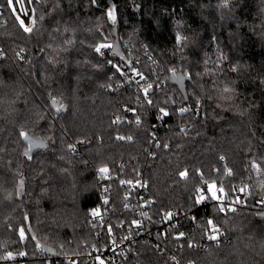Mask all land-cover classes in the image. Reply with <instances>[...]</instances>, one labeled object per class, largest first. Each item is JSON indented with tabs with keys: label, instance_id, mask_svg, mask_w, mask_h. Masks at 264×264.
Instances as JSON below:
<instances>
[{
	"label": "trees",
	"instance_id": "1",
	"mask_svg": "<svg viewBox=\"0 0 264 264\" xmlns=\"http://www.w3.org/2000/svg\"><path fill=\"white\" fill-rule=\"evenodd\" d=\"M34 17L25 29L6 7L0 20V258L24 250L26 264H46L37 237L91 264L86 251L105 239L90 210L101 201L97 171L108 166L117 174L108 183L113 221L131 218L123 180L146 181L136 195L151 201L152 216L195 209L205 182L246 185L239 213L198 209L215 212L229 242L190 248L187 258L264 264L254 204L264 194V0H35ZM52 100L66 112L57 115ZM161 107L170 112L163 120Z\"/></svg>",
	"mask_w": 264,
	"mask_h": 264
},
{
	"label": "built area",
	"instance_id": "2",
	"mask_svg": "<svg viewBox=\"0 0 264 264\" xmlns=\"http://www.w3.org/2000/svg\"><path fill=\"white\" fill-rule=\"evenodd\" d=\"M6 7L9 8L13 16L21 22L25 29L31 27L33 18H35L33 0H13V6L10 0H0V20L4 19L6 15ZM23 19L26 20V24ZM113 120L114 122L117 121V116H113ZM97 174L98 183L101 185L99 191L101 201L91 208L90 213L97 209L100 210L102 218L91 216L92 221L95 222L94 224L98 228V236L104 237L105 243L100 249L95 247L86 251L85 257L88 258L91 264H99L97 257L102 259L105 264H129L134 256L140 257L141 261L138 264H195L187 258V251L190 248L205 251L229 242L226 233L216 225L215 212L210 211V214L200 215L201 212L198 209L206 208L209 204L217 207L220 213L237 214L247 206L250 197V190L246 185L235 184L231 188H227L225 184L206 182L203 184L202 189L207 186L210 192V185L215 186V191L210 192L211 195L208 200L204 204L198 205L196 204V200L199 198L197 195L195 197V209L167 210L176 214L172 222L168 223L163 219V215L167 211L159 216H152L149 206L144 207L146 202L143 201V198L136 195V193H142L146 190V187L134 186L137 181L141 185H146V181L139 176L137 179H132L133 185L122 184L128 189L127 199H123V206L128 205V208L124 207V209L131 214V218L127 217L120 221H113L118 209L110 196L111 189L108 183L111 180H116L117 176L109 172L107 177L103 178L100 176L99 171H97ZM217 193L220 195L219 201L216 200ZM105 199L109 201L108 204L103 203ZM254 204L258 213L264 212V194L255 197ZM141 212H147L148 217L151 219L143 217ZM132 219L141 221V228H134L130 223ZM209 219L214 222V226L219 230L218 233H215L218 236L217 240L208 238L211 235ZM108 224L117 226L111 236L105 228V225ZM121 224L124 226L119 227ZM179 233H184L185 236L175 239ZM125 237H128V239H125ZM113 240H115V243H113ZM190 244L192 247H189ZM40 252L46 255L42 250ZM152 252H157V255ZM140 253H142L141 256ZM46 261V264H79L81 257L77 255H59L57 257L46 255Z\"/></svg>",
	"mask_w": 264,
	"mask_h": 264
},
{
	"label": "snow or ice",
	"instance_id": "3",
	"mask_svg": "<svg viewBox=\"0 0 264 264\" xmlns=\"http://www.w3.org/2000/svg\"><path fill=\"white\" fill-rule=\"evenodd\" d=\"M10 2L12 3V6H13V0H10ZM33 2H35V0H33ZM93 3H95V0H93ZM107 15L109 16V18L112 20L113 23L116 22L117 17H116V10H115L114 7H111L108 10ZM24 22L26 24V20H24ZM176 39H177V43H179V41H180L179 34H177ZM96 51L99 53L101 51V49L100 48H97ZM20 58L23 59V56H21ZM114 67H115L116 73L119 74L121 77H123L125 75V72L119 66L114 65ZM136 75L137 76H141V79H143V77H142V75L140 73L137 72ZM139 82H140V80L137 81V83H139ZM109 89H112V87L109 86ZM142 91L145 94V96H147L149 94V92H150V89H142ZM148 103L151 104L152 101L151 100H148ZM62 108L63 107L61 106V109ZM58 111H59V109H58ZM187 111H189L188 108H182L180 110L181 114H184ZM157 112L159 113V115H158L157 118L160 119V120H163L164 117H167V116L170 115V112L166 108H164V107H161V108L157 109ZM119 122H120L119 120L116 121V123H119ZM136 124L137 125L140 124L139 118H137ZM181 131H183V130H181ZM117 139H119V140H125L126 138L124 136H119V137H117ZM127 140L128 141H131L132 140V137L131 136H128L127 137ZM164 147L167 148L168 145H164ZM69 149L71 151H73V152L76 151V149H75V147L73 145H69ZM221 159H223V157H221ZM98 171L100 173V176L103 177V178H105L109 174V167L108 166L101 167V168L98 169ZM229 174H231V173H229ZM179 176L182 177V178H187L188 172L187 171H181V172H179ZM124 183H127L129 185H133V181H127V182L122 181L121 182V184H124ZM134 186L135 187H146V185H141L139 181H137ZM206 193H207V195H206ZM197 195H198L199 198L196 200V204L200 205V204H204L208 200V197L211 195V193L208 191L207 186H206V188L199 189L197 191ZM125 199H127V197H125ZM216 200L217 201L220 200L219 193H217V195H216ZM103 203L104 204H108L109 201L107 199H105L103 201ZM150 204H151V201H148V202H146L144 204V207H148ZM124 207L125 208H128V205L125 204ZM141 213H142V216L145 217L146 219H149V220L151 219L150 217H148V213L147 212H141ZM141 213H140V215H141ZM91 215L93 217H96V218H102L101 217V212L98 209L97 210H94L91 213ZM175 215H176L175 213H173L171 211H167V212L164 213L163 219L166 222L171 223L172 220L174 219ZM130 223L136 229H139L142 226L141 221L136 220V219H132L130 221ZM208 223H209L210 232H211V235L208 238L211 239V240H217L218 239V236L215 233H218L219 232L218 228H216L214 226V222L211 219H209ZM123 226H124L123 224L119 225V227H123ZM115 227H117V226L116 225H111V224L105 225L106 231L109 234V236H111L113 234V231H114V228ZM21 232L23 233L24 239L26 240V232H24L23 229L21 230ZM162 235H164V234H162ZM184 236H185L184 233H179V235L175 239H180L181 237H184ZM125 239H128V237H125ZM113 243H115V240H113ZM189 247H192V245L190 244ZM20 255L21 256H26L27 253H20ZM15 258H16V254L15 253H12V252H9L3 258H0V259H4V260H14ZM97 259L99 260V264H105V262L102 259H100L99 257H97Z\"/></svg>",
	"mask_w": 264,
	"mask_h": 264
},
{
	"label": "water",
	"instance_id": "4",
	"mask_svg": "<svg viewBox=\"0 0 264 264\" xmlns=\"http://www.w3.org/2000/svg\"><path fill=\"white\" fill-rule=\"evenodd\" d=\"M182 76L181 75H173L172 76V82L174 83H181V80L185 79V78H181ZM61 104L60 102H58L57 100H52L51 101V108L52 110L57 114L59 115L61 112H66V108L64 106H62L63 108L61 109ZM59 109V111H58ZM37 143H34V145L36 147H38V145H36ZM33 145V146H34ZM34 150V149H33ZM258 217L260 218H264V212H261L259 213ZM33 240H34V243L35 245L37 246V248H39V250H42V252L48 256H51V257H57L59 256L58 255V252L56 251L55 248H53L52 246H49L47 244H44L42 241H40L37 237H33Z\"/></svg>",
	"mask_w": 264,
	"mask_h": 264
},
{
	"label": "rangeland",
	"instance_id": "5",
	"mask_svg": "<svg viewBox=\"0 0 264 264\" xmlns=\"http://www.w3.org/2000/svg\"><path fill=\"white\" fill-rule=\"evenodd\" d=\"M128 44V43H127ZM105 47H104V49H106L105 50V52L104 53H106V51H109V50H111V49H109L111 46H112V43H110V42H106L105 43V45H104ZM148 87H150V85L149 84H147V86H146V88H148ZM192 94L194 95V96H196V92H192ZM183 128H181V130H182ZM181 135L182 136H184V134H183V132H181ZM109 170H110V168H109ZM116 176H117V174H115ZM116 180H117V177H116ZM115 179L114 180H111V183H113L114 181H116ZM206 183V182H205ZM209 183H216V182H209ZM101 190V185L98 183V191H100ZM215 191V186L214 185H210V192L211 193H213ZM22 239H23V241H25V239H24V235L22 234ZM27 241V240H26ZM29 242V241H28ZM13 253V252H12ZM20 253H26V251H24V250H20L19 252H15V254H16V258L14 259V260H10V261H12V263L13 264H26L27 262L25 261L26 259L24 258V256H21L20 255ZM26 256H28V253H27V255ZM63 256H65V255H63ZM77 256H80V255H77ZM81 257V256H80ZM18 258V259H17ZM28 258H29V256H28ZM82 258V257H81ZM19 260V261H18Z\"/></svg>",
	"mask_w": 264,
	"mask_h": 264
}]
</instances>
